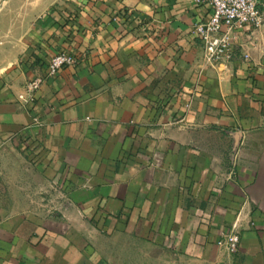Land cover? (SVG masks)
Returning <instances> with one entry per match:
<instances>
[{
	"label": "crops",
	"instance_id": "1",
	"mask_svg": "<svg viewBox=\"0 0 264 264\" xmlns=\"http://www.w3.org/2000/svg\"><path fill=\"white\" fill-rule=\"evenodd\" d=\"M209 14L191 0H33L9 15L0 264H264V23L211 61L193 31ZM60 51L76 64L47 75ZM230 231L232 254L217 244Z\"/></svg>",
	"mask_w": 264,
	"mask_h": 264
},
{
	"label": "built area",
	"instance_id": "2",
	"mask_svg": "<svg viewBox=\"0 0 264 264\" xmlns=\"http://www.w3.org/2000/svg\"><path fill=\"white\" fill-rule=\"evenodd\" d=\"M199 6L210 9L209 17L194 25V33L203 44L204 56L208 60H218L229 50L230 39L236 31L255 28L264 23V12L258 0H191ZM76 59L65 51L54 54L47 63V75L55 74L64 66H73ZM44 80L43 75H36L24 85V94L19 95L28 100L33 99V93ZM34 122L39 121L34 118ZM219 246L227 251H237L239 234L230 231L217 241Z\"/></svg>",
	"mask_w": 264,
	"mask_h": 264
},
{
	"label": "rangeland",
	"instance_id": "3",
	"mask_svg": "<svg viewBox=\"0 0 264 264\" xmlns=\"http://www.w3.org/2000/svg\"><path fill=\"white\" fill-rule=\"evenodd\" d=\"M29 1L33 2V0H0V29L3 26L4 28H7L8 25L13 24L12 17H9V15H18L20 10H23L26 6L29 5ZM42 9V8H41ZM41 9H37L36 11L39 12ZM6 16L8 18H6ZM2 34L0 33V42H2ZM220 146H216V148H219ZM235 147V146H234ZM231 145H227V147L224 146L223 150L226 148L228 153H233V148ZM218 150V149H217ZM230 156V155H229ZM229 158V163L230 162ZM227 251V250H226ZM229 254L235 253V251L229 252Z\"/></svg>",
	"mask_w": 264,
	"mask_h": 264
}]
</instances>
